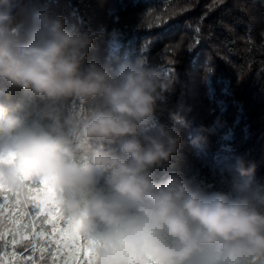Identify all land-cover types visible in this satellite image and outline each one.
Masks as SVG:
<instances>
[{
    "label": "clouds",
    "instance_id": "9594fccd",
    "mask_svg": "<svg viewBox=\"0 0 264 264\" xmlns=\"http://www.w3.org/2000/svg\"><path fill=\"white\" fill-rule=\"evenodd\" d=\"M18 2L0 5V184L23 196L27 178L47 180L90 264H264V192H208L168 170L183 142L156 114L175 80L143 57L85 64L99 34L45 11L18 21ZM10 86L43 102L35 119L12 114ZM70 99L103 107L62 119Z\"/></svg>",
    "mask_w": 264,
    "mask_h": 264
},
{
    "label": "trees",
    "instance_id": "16d2710c",
    "mask_svg": "<svg viewBox=\"0 0 264 264\" xmlns=\"http://www.w3.org/2000/svg\"><path fill=\"white\" fill-rule=\"evenodd\" d=\"M3 3L0 0V5ZM212 3L19 0L15 14L19 21L33 11H45L63 17L81 31L99 34L85 64L95 61L115 68L143 57L160 66L175 84L159 105L156 123L173 128L183 142L168 170L208 192L230 196L250 190L264 192V0H222L209 7ZM203 13L199 44L189 52L187 45L194 35L189 24L195 25ZM113 32L117 33L114 37ZM9 92L4 103L16 116L31 114L32 119L43 107V102L30 100L18 87L10 86ZM102 107L99 100L81 105L70 99L62 105V119ZM173 113L178 117L175 120ZM238 158L251 165L247 175L235 172ZM24 221L30 223L32 231L50 229V225L41 224V217L25 216ZM45 237L39 243L47 256L49 248L55 246ZM24 243L9 245L8 251L15 248L19 253Z\"/></svg>",
    "mask_w": 264,
    "mask_h": 264
},
{
    "label": "snow or ice",
    "instance_id": "6c2138e0",
    "mask_svg": "<svg viewBox=\"0 0 264 264\" xmlns=\"http://www.w3.org/2000/svg\"><path fill=\"white\" fill-rule=\"evenodd\" d=\"M218 2L222 0H213L209 7H215ZM205 15L201 14L195 25L189 24L194 33L187 45L189 52L194 44H199L200 24ZM25 192L26 195L22 196L0 184V264H49V260L51 264H57L58 255L65 257L63 264H90L87 245L78 239L75 224L71 221L65 223L55 206V194L50 190L49 182L44 180L41 184L39 178L29 177L26 179ZM5 209L9 212L6 217ZM25 216L41 217V224L50 225V229L41 227L39 231H32L30 223L24 221ZM46 234L50 244L55 246L54 249L49 248L47 256L39 243ZM9 235L11 238L7 239ZM21 241L26 243L19 253L15 248L8 251L9 245L15 246Z\"/></svg>",
    "mask_w": 264,
    "mask_h": 264
},
{
    "label": "rangeland",
    "instance_id": "374dc122",
    "mask_svg": "<svg viewBox=\"0 0 264 264\" xmlns=\"http://www.w3.org/2000/svg\"><path fill=\"white\" fill-rule=\"evenodd\" d=\"M12 114H13V115H16L15 112H12ZM35 118H36V117H34V118H32V119H35ZM41 122H42V121H41ZM41 183H43V181H41ZM45 236H46L45 238L48 240V234L45 235ZM48 241H49V240H48ZM81 243H82V242H81ZM57 257L59 258L57 264H63V261L60 260V257H62V256L58 255ZM64 258H65V257H64Z\"/></svg>",
    "mask_w": 264,
    "mask_h": 264
}]
</instances>
